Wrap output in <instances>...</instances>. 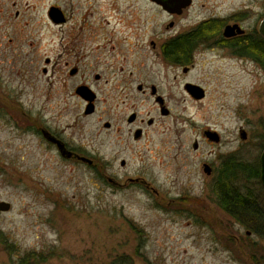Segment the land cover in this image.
I'll use <instances>...</instances> for the list:
<instances>
[{
  "label": "rangeland",
  "instance_id": "rangeland-1",
  "mask_svg": "<svg viewBox=\"0 0 264 264\" xmlns=\"http://www.w3.org/2000/svg\"><path fill=\"white\" fill-rule=\"evenodd\" d=\"M193 2L176 29L241 13L247 34L264 16V0ZM52 6L65 13L64 23L51 20ZM169 20L148 0H0V200L11 205L0 212V264H20L31 251L43 255L39 264H111L125 254L145 264L134 255L139 234L153 264H264V237L231 221L211 189L225 156L258 160L264 72L226 49L197 50L187 73L170 66L145 46L152 33L169 32ZM73 37L88 53L80 76L91 81L98 60L126 58L122 74L158 86L170 114L153 112L157 122L147 137L117 140L102 127L108 120L102 83L92 115H84L79 98H64L58 61ZM186 82L200 85L205 96L193 99ZM133 94L145 112L152 101ZM41 127L95 154L98 168L63 159ZM206 127L217 131L218 143L203 139ZM203 163L214 174L207 176ZM245 184L264 210L259 180Z\"/></svg>",
  "mask_w": 264,
  "mask_h": 264
},
{
  "label": "flooded vegetation",
  "instance_id": "flooded-vegetation-1",
  "mask_svg": "<svg viewBox=\"0 0 264 264\" xmlns=\"http://www.w3.org/2000/svg\"><path fill=\"white\" fill-rule=\"evenodd\" d=\"M148 1L155 4L157 7L161 8L162 11H164L170 17V20L166 23L164 27L165 30L164 32H167L166 31L167 29L169 30V32L168 33L160 32V34L152 33L151 36L147 38L145 46L148 47L150 51H152V54L156 58L158 57L160 59H163L161 54L163 48H166L170 42H174L181 37H186L187 38L186 46L189 50H192L190 55L186 57V59H188L187 64H183V63L169 64L170 66H180L182 72H184L183 71L184 68H187L186 72L184 73H187L189 69L194 66L195 52L197 50L226 49L231 52L230 44L236 42L238 40V36H240V35H234L232 37L226 38L223 36V30L227 25L237 24L241 26L240 24V19L242 18L241 13H233L226 18H223L222 16L210 15L207 17H202L201 19H198L197 21L189 24L184 28L176 29V24H177L176 19L178 17H181L183 14H185L187 10L193 6L194 4L193 0L190 1L189 5L183 7L180 12L177 11L169 12L163 9L160 4L151 0ZM62 13H63V21L59 23H64L67 20V16L65 15V13L64 12ZM242 29L244 30V28ZM243 34H246L245 30ZM72 39L73 42L71 44L70 43L68 44L67 49L66 48L63 49L64 51L59 55L60 59L58 61L59 66L63 69L61 70V72L64 73L63 76L65 75L67 76V77L65 76L66 78L63 77L61 81L64 98L72 97V96L79 98L84 103V115H92L97 110L96 104L99 99L100 90L102 89V87L99 86V83H102L104 85V93L106 95V98L108 99L107 107L105 110V114L108 116V120H104L102 122V127L107 132L112 133L117 140H120L121 137L124 135L126 139L137 143L141 141L142 138L147 137L149 130L157 122V116L153 114V112L158 110L160 114L164 116L170 114L169 109L166 107V104L164 102V98L159 94L158 86L155 85V83L153 82H148L144 80L143 78L140 79V77L139 79H134V80L128 79L127 72L125 74H122L124 72V65L126 62V58H121L114 61H111L110 59L107 60L105 59L103 61L98 60L97 63L98 66H100V68L92 75L93 79L91 81L89 80L88 77L80 76L81 69L79 67V64L82 62L84 58L88 57V53L85 50L86 48L85 45L78 44L76 46L74 42L75 37H73ZM46 62H48V60H46ZM137 69L138 67L135 70ZM43 72H46V68H43ZM138 73L141 75L140 72ZM129 74L132 75V72H129ZM77 76H79L81 80L76 84L69 85L68 84L69 79L67 78H74ZM80 86L87 87L88 89L91 90V92L95 96L93 100V112L90 114H85V107L88 104V102L85 99H83L76 91L77 88ZM133 92L139 94L142 97L145 96L147 99L152 101L151 105L145 110V112H141L139 110V106L142 105L143 99L140 98L141 102H139L138 99H136ZM160 96L163 98L162 103L159 101ZM162 107L167 109L168 113L166 115L161 113ZM99 121H101V118H99ZM207 129L214 130L208 127L202 128L203 139L208 142H212L209 141L204 136V131ZM46 130L49 131L48 128H46ZM49 132L52 135H54L57 139L62 141L65 148L73 153L70 158L63 157L60 155L59 151L57 150L54 144L46 141L50 146L54 147L57 150L58 154L63 159L67 161H77L84 163L83 161L75 157L74 154L85 157H87V155H90L89 159L92 160V163L90 165L88 164L87 165L93 169L98 168V162L95 154L92 155L90 152L80 149L70 144L69 142H66L57 133L51 131ZM121 162H123V164H121ZM120 164L123 166L125 164V160H121ZM204 164L207 163H203L202 168ZM207 165L211 168V173L209 175L207 174L206 175L211 176L212 174H214L213 173L214 168L209 164ZM216 170L217 173L214 174L213 182L211 184L212 185L211 189L213 194L215 195L218 208L222 212H224L225 215H227L228 218H230V220L233 221L234 223L239 225H244L247 222L245 219H243L239 215L235 216L230 214L226 209L223 208V206H221L220 201L215 192V185L218 183L217 178L219 174V168ZM135 179L137 181V178ZM238 189L239 188L237 187L236 190ZM244 190L250 191L252 193V191L249 188H246ZM252 199L255 201L257 200L254 194Z\"/></svg>",
  "mask_w": 264,
  "mask_h": 264
},
{
  "label": "trees",
  "instance_id": "trees-1",
  "mask_svg": "<svg viewBox=\"0 0 264 264\" xmlns=\"http://www.w3.org/2000/svg\"><path fill=\"white\" fill-rule=\"evenodd\" d=\"M186 37H181L174 42H170L161 51L164 61L168 64H187L186 57L192 50L186 46ZM233 55L245 57L254 61L264 72V38L254 30L247 34L238 36V40L230 44ZM264 147V143L261 144ZM259 162L255 160L249 162L234 154L225 156L221 161L219 174L215 185V192L221 206L232 215H239L247 222L246 227L264 237V210L253 200V194L244 190L246 182L258 181ZM239 188L236 190V188ZM134 225L131 228L139 234L140 229ZM139 234L138 242L134 248V255L145 264H153L142 252L144 241ZM43 255L33 251L25 253L19 260L20 264H39L42 263ZM111 264H133L130 255H123L118 261Z\"/></svg>",
  "mask_w": 264,
  "mask_h": 264
},
{
  "label": "water",
  "instance_id": "water-1",
  "mask_svg": "<svg viewBox=\"0 0 264 264\" xmlns=\"http://www.w3.org/2000/svg\"><path fill=\"white\" fill-rule=\"evenodd\" d=\"M154 1L162 6L163 9L169 11V12H180L183 7H186L189 5L191 0H151ZM49 17L52 21L59 23L63 21V13L62 11L57 7H50L48 11ZM244 33V30L240 25L234 24V25H227L225 26L223 30V36L224 37H232L234 35H242ZM258 33L264 38V16L260 20L258 24ZM187 68H184L183 71L186 72ZM185 90L187 93L195 100H200L205 96L204 89L197 84L194 83H186L185 84ZM77 93L85 99L88 104L85 107V114H90L93 112V100L95 98L94 94L91 92L90 89H88L85 86H80L77 88ZM159 101L162 103L163 98L160 96ZM162 114H167L168 111L165 108H161ZM40 133L42 137L54 144L59 151L60 155L63 157L70 158L72 156V152L67 150L63 144L62 141L57 139L54 135H52L49 131H47L45 128H40ZM204 136L212 142L218 143L220 141V136L215 130L207 129L204 131ZM239 137L241 140H245L247 138V134L245 130L241 127L239 128ZM193 149L198 148V142L195 140L192 144ZM75 157H77L79 160L83 161L84 163L90 165L92 163V160L81 155L74 154ZM258 162H259V181L261 185L264 187V147L262 148L259 156H258ZM123 164V162H121ZM203 172L207 175L211 173V168L207 165H203ZM11 208V205L9 202L0 200V212H7Z\"/></svg>",
  "mask_w": 264,
  "mask_h": 264
},
{
  "label": "bare ground",
  "instance_id": "bare-ground-1",
  "mask_svg": "<svg viewBox=\"0 0 264 264\" xmlns=\"http://www.w3.org/2000/svg\"><path fill=\"white\" fill-rule=\"evenodd\" d=\"M41 6H42V2H40V8H41Z\"/></svg>",
  "mask_w": 264,
  "mask_h": 264
}]
</instances>
